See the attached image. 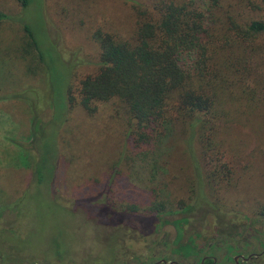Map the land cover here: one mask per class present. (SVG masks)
I'll list each match as a JSON object with an SVG mask.
<instances>
[{
    "label": "rangeland",
    "instance_id": "obj_1",
    "mask_svg": "<svg viewBox=\"0 0 264 264\" xmlns=\"http://www.w3.org/2000/svg\"><path fill=\"white\" fill-rule=\"evenodd\" d=\"M153 2L0 0L7 17L0 22V264L191 262L205 250L219 257L227 244L261 249L262 120L222 126L232 173L215 183L184 124H172L144 155L129 141L128 115L117 99L98 102L93 114L67 106V86L96 67L92 33L130 37L133 4ZM250 4L259 0H223L222 11L260 15ZM154 196L166 208L142 212ZM118 211L127 216L119 219ZM250 264H264V255Z\"/></svg>",
    "mask_w": 264,
    "mask_h": 264
},
{
    "label": "trees",
    "instance_id": "obj_2",
    "mask_svg": "<svg viewBox=\"0 0 264 264\" xmlns=\"http://www.w3.org/2000/svg\"><path fill=\"white\" fill-rule=\"evenodd\" d=\"M222 1L154 0L149 7L134 3L130 37L96 29V67L67 86L68 108L79 106L93 114L98 102L117 99L128 115L129 141L144 155L172 124H184L190 139L198 142L206 178L228 182L232 170L218 135L222 126L241 118L264 123V0L250 4L260 12L255 17L222 11ZM6 18L0 12V22ZM23 30L36 49L29 27L23 25ZM127 206L138 210L135 204ZM164 208L154 196L142 212ZM126 213L117 215L121 219Z\"/></svg>",
    "mask_w": 264,
    "mask_h": 264
},
{
    "label": "flooded vegetation",
    "instance_id": "obj_3",
    "mask_svg": "<svg viewBox=\"0 0 264 264\" xmlns=\"http://www.w3.org/2000/svg\"><path fill=\"white\" fill-rule=\"evenodd\" d=\"M178 220V219H177ZM158 221V220H157ZM252 234H249L248 236H251ZM212 242L208 244V249L211 247ZM249 244L246 245V247ZM258 245L261 248L258 251H243L241 250V247L238 245L233 249V247L230 245H225L226 249L223 251L221 256H215L212 251L205 250L201 251L199 255H194L191 262H187L185 258H181L180 260L177 259H170L168 258H157V260L152 261L150 264H205V262H208V264H250V262L258 258L262 255H264V240H259ZM215 246L222 247L223 243H215ZM232 247V252H231ZM251 255L250 257H248ZM165 260V263L162 261ZM186 263H185V262ZM149 264V263H148Z\"/></svg>",
    "mask_w": 264,
    "mask_h": 264
},
{
    "label": "water",
    "instance_id": "obj_4",
    "mask_svg": "<svg viewBox=\"0 0 264 264\" xmlns=\"http://www.w3.org/2000/svg\"><path fill=\"white\" fill-rule=\"evenodd\" d=\"M251 255H249L248 257H250ZM164 263H165V260H162ZM33 264H37V263H33ZM171 264H172V262H171Z\"/></svg>",
    "mask_w": 264,
    "mask_h": 264
}]
</instances>
